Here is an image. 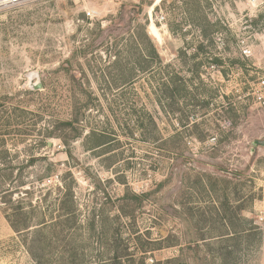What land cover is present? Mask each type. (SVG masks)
Instances as JSON below:
<instances>
[{"label": "rangeland", "instance_id": "rangeland-1", "mask_svg": "<svg viewBox=\"0 0 264 264\" xmlns=\"http://www.w3.org/2000/svg\"><path fill=\"white\" fill-rule=\"evenodd\" d=\"M156 2L0 6V264H264V0Z\"/></svg>", "mask_w": 264, "mask_h": 264}, {"label": "built area", "instance_id": "built-area-1", "mask_svg": "<svg viewBox=\"0 0 264 264\" xmlns=\"http://www.w3.org/2000/svg\"><path fill=\"white\" fill-rule=\"evenodd\" d=\"M32 0H5L0 6H20ZM253 95L259 102L260 106L264 108V78L258 82L253 89Z\"/></svg>", "mask_w": 264, "mask_h": 264}, {"label": "bare ground", "instance_id": "bare-ground-1", "mask_svg": "<svg viewBox=\"0 0 264 264\" xmlns=\"http://www.w3.org/2000/svg\"><path fill=\"white\" fill-rule=\"evenodd\" d=\"M3 1H5V0H0V4H2L3 3ZM161 2V0H157V2H156V4L155 5H157V4H159ZM153 10V7L151 8V11ZM150 11V12H151ZM152 13V12H151ZM150 29H151V32H152V34L156 37V38H158V39H160L161 38V36H160V29L158 30V28L155 26V24H154V22L151 24V27H150Z\"/></svg>", "mask_w": 264, "mask_h": 264}, {"label": "trees", "instance_id": "trees-1", "mask_svg": "<svg viewBox=\"0 0 264 264\" xmlns=\"http://www.w3.org/2000/svg\"><path fill=\"white\" fill-rule=\"evenodd\" d=\"M4 101H5V98L0 99V108L3 107L2 102H4ZM2 141L5 143V140H2ZM7 152H8L7 150H3L0 154L7 153ZM6 184H7V182L4 179V176L0 174V189L4 188ZM8 186H10V185L8 184Z\"/></svg>", "mask_w": 264, "mask_h": 264}]
</instances>
